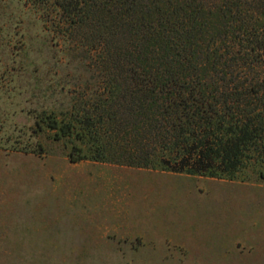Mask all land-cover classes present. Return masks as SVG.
<instances>
[{
	"label": "rangeland",
	"instance_id": "rangeland-1",
	"mask_svg": "<svg viewBox=\"0 0 264 264\" xmlns=\"http://www.w3.org/2000/svg\"><path fill=\"white\" fill-rule=\"evenodd\" d=\"M37 2L0 0V264H264L263 167L228 179L72 162L81 142L37 126L100 86Z\"/></svg>",
	"mask_w": 264,
	"mask_h": 264
},
{
	"label": "trees",
	"instance_id": "trees-1",
	"mask_svg": "<svg viewBox=\"0 0 264 264\" xmlns=\"http://www.w3.org/2000/svg\"><path fill=\"white\" fill-rule=\"evenodd\" d=\"M38 3L99 73V91L37 122L81 142L72 162L228 179L264 169V0Z\"/></svg>",
	"mask_w": 264,
	"mask_h": 264
}]
</instances>
